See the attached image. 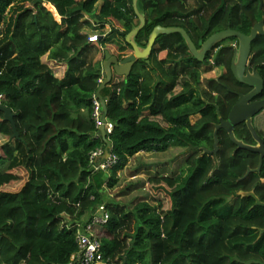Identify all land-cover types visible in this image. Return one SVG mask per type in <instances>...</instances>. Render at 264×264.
Returning a JSON list of instances; mask_svg holds the SVG:
<instances>
[{"label":"trees","instance_id":"trees-1","mask_svg":"<svg viewBox=\"0 0 264 264\" xmlns=\"http://www.w3.org/2000/svg\"><path fill=\"white\" fill-rule=\"evenodd\" d=\"M262 3L260 9L259 0H138L146 24L135 41L145 47L157 26L185 30L197 49L228 29L249 35L264 21ZM139 24L133 0H0V102L18 131L16 138L0 112V264H69L78 251V223L100 205L109 213L96 229L106 264H264V208L241 195L254 192L264 203V163L245 177L259 155L238 150L224 130L217 153L203 151L214 149L215 125L247 87L231 70L237 38L219 42L200 62L182 34H161L129 77L114 75L101 95L117 161L93 169L91 154L106 146L93 116L104 79V53L97 56L104 49L119 59L131 55L125 36ZM250 56L264 81V36L253 41ZM53 64L65 71L57 76ZM218 68V77L202 78ZM234 134L254 144L245 125ZM170 147L190 154L177 175L149 178L159 204L105 200L104 190L117 186L132 158Z\"/></svg>","mask_w":264,"mask_h":264},{"label":"water","instance_id":"water-1","mask_svg":"<svg viewBox=\"0 0 264 264\" xmlns=\"http://www.w3.org/2000/svg\"><path fill=\"white\" fill-rule=\"evenodd\" d=\"M260 1V9L263 6L262 0ZM138 0H133V7L134 10L140 20V24L138 27L133 29L129 34L125 36V42L129 44L132 49L133 53L129 56L124 57L120 60L116 55L112 54L108 50L104 51V60L102 62V69L104 73V79L101 81V85L96 92V98L99 100L103 113L100 118V127L97 131V136H100L103 141L105 142V149H104V159H109L110 157V150L112 147L111 141L107 138V133L105 130V126L107 124V103L106 100L101 95L102 90L111 82L114 75L117 76H124L125 78L129 77L134 67V64L137 60H145L148 59L152 53V49L156 43L157 37L161 34L170 35L175 33H180L183 35L186 44L192 53V55L200 62H204L208 53L221 41L228 39V38H237L239 42V47L235 48L234 50V57L231 64V70L239 83H242L246 86L251 87L253 90L247 96L241 95L237 103L233 106L230 111L229 117L227 121H224L220 118V123L215 125L214 130V149L209 151L203 149L204 153L208 154H216L218 151L219 146V138L218 132L220 130H224L229 135L231 141L237 146L238 150H245L249 152H253L259 155V165L256 169L248 168L247 177L251 172H260L261 167L263 165L264 160V140L259 137L257 134L253 124L252 119L254 115L258 114L260 111L264 109V100L257 102L253 105L247 106V101L258 95L264 86V82L262 77L258 74L256 69L254 68L252 72L251 69V51H252V43L257 38L258 35L264 36V21L259 22L256 24L249 35H245L239 33L237 31L228 29L225 31L217 32L210 36L201 46L200 49H197L195 44L193 43L192 39L186 33L185 30L181 28H165L162 26H157L149 37L144 38V42L147 45L146 47H141L135 41V37L139 34V32L143 29L146 24V19L143 14L140 13L138 9ZM116 33H119L117 30ZM122 35V34H120ZM99 39V38H98ZM247 106V107H246ZM218 114H219V109ZM0 112L4 114V119L6 121L11 122L13 126V135L14 137L18 138V131L16 125L14 123V114L13 112L3 106L0 102ZM220 116V114H219ZM246 122L249 131L253 139L256 141V146H251L245 144L243 141H240L236 138L234 134V127L237 126L241 122ZM242 196L254 197L256 199L255 206L263 207L264 203H262L257 197H255L253 192L249 193H241ZM264 233V230H261V234Z\"/></svg>","mask_w":264,"mask_h":264},{"label":"rangeland","instance_id":"rangeland-1","mask_svg":"<svg viewBox=\"0 0 264 264\" xmlns=\"http://www.w3.org/2000/svg\"><path fill=\"white\" fill-rule=\"evenodd\" d=\"M119 28L118 24H115V28ZM114 28L110 25L107 26L105 29L106 33L110 35V32ZM113 36L111 40L120 43V38L118 36ZM95 37V36H93ZM123 41V40H122ZM234 49L239 47V42L232 44ZM106 49L101 51V53L97 56V59L102 60V55ZM111 52L110 49H108ZM133 53V52H131ZM160 57L164 58L165 53L160 54ZM44 62H47V58H43ZM54 73L57 76H60L65 71V65H57L53 64ZM223 72L222 68L215 69L214 71L207 72L203 74V79H210L216 78ZM104 75V73H103ZM261 116V115H260ZM259 117H257V123L254 124L255 126L259 124ZM262 130L264 134V125L258 127V129ZM5 139L0 137V144L4 143ZM190 152L188 149L185 148H177V147H170L164 153H157V152H145L142 153L134 158H132L129 162V165L126 169L120 171L118 173V184L113 189L104 190V195L106 196L107 202H114L116 204H120L124 207H130L136 204L139 201H152L153 204H159L158 200L154 199V196L158 195L157 189H149L148 181L154 175H161V176H172L177 175L184 167L185 161L189 156ZM23 174V170H18ZM146 182V187H145ZM20 186L9 188V190L15 191L18 190ZM104 232V233H103ZM100 235L105 237L107 234L106 231H103Z\"/></svg>","mask_w":264,"mask_h":264},{"label":"built area","instance_id":"built-area-1","mask_svg":"<svg viewBox=\"0 0 264 264\" xmlns=\"http://www.w3.org/2000/svg\"><path fill=\"white\" fill-rule=\"evenodd\" d=\"M89 41L97 43L98 37H90ZM94 106L93 116L96 125L99 128L101 125L100 118L103 110L96 96L94 97ZM112 129L113 124L107 121L105 126L106 133H111ZM116 161V157L111 154L109 159H104V151L101 149L96 150L91 154V163L93 164L94 170L107 169L114 165ZM108 221L109 213L106 210L105 205H100L88 215L87 219L78 223L76 234L78 251L71 256L69 264H106L102 250V242L96 234V229L98 227H103Z\"/></svg>","mask_w":264,"mask_h":264},{"label":"flooded vegetation","instance_id":"flooded-vegetation-1","mask_svg":"<svg viewBox=\"0 0 264 264\" xmlns=\"http://www.w3.org/2000/svg\"><path fill=\"white\" fill-rule=\"evenodd\" d=\"M147 46V45H146ZM145 46V47H146ZM155 46V45H154ZM154 48V47H153ZM214 49V51H216L217 50V48L216 47H214L213 48ZM212 49V50H213ZM153 50V49H152ZM150 57V56H149ZM123 58H121L120 60H122ZM254 68L253 67H251V69H250V72H252V70H253ZM257 71V70H256ZM264 82V81H263ZM253 89L251 88V87H249V86H247L245 89H242V91L241 92H237L236 94H237V99H236V101H235V103L231 106V109L233 108V106L237 103V101L239 100V97L241 96V95H243V96H247L248 94H250L251 93V91H252ZM264 100V86H263V89H262V91L258 94V95H256L255 97H253L252 99H250V100H248L247 101V106H250V105H253V104H255V103H257V102H260V101H263ZM246 106V107H247ZM231 109H230V111H231ZM230 111H229V113H228V116L226 117V118H222V116H221V119H223L224 121H227L228 120V117H229V114H230ZM220 114V113H219ZM261 114H264V110H262V111H260L258 114H256V115H254V117H253V119H252V124H253V126H254V128H255V130H256V132H257V134L259 135V137H261L263 140H264V137H262L260 134H259V132H258V130H260V129H258V127H259V124L258 125H254V124H256L257 123V117H259ZM261 117V116H260ZM260 121H263V118L260 120ZM256 122V123H255ZM259 122V121H258ZM244 126L245 125V127L246 128H248V126H247V124H246V122L244 121V122H241V123H239L237 126ZM237 126H235L234 127V130H235V128L237 127ZM248 130H249V128H248ZM226 132V131H225ZM250 132V131H249ZM227 133V132H226ZM250 134H251V132H250ZM252 136V135H251ZM253 138V137H252ZM254 140V139H253ZM257 145V143H256V141L254 140V144L253 145H251V146H256ZM214 146V145H213ZM193 151H196L197 150V148L196 147H192L191 148ZM202 151V150H201ZM263 163H264V160H263ZM258 165H259V162H258ZM254 193V192H253ZM254 195H255V193H254ZM243 197H246V196H243ZM255 197H257L256 195H255ZM251 198H253L254 199V201H255V203H256V199L254 198V197H251ZM258 198V197H257ZM259 199V198H258ZM260 200V199H259ZM261 201V200H260ZM262 202V201H261ZM263 203V202H262ZM255 206V205H254ZM255 207H258V206H255Z\"/></svg>","mask_w":264,"mask_h":264},{"label":"crops","instance_id":"crops-1","mask_svg":"<svg viewBox=\"0 0 264 264\" xmlns=\"http://www.w3.org/2000/svg\"><path fill=\"white\" fill-rule=\"evenodd\" d=\"M85 220V219H84Z\"/></svg>","mask_w":264,"mask_h":264}]
</instances>
